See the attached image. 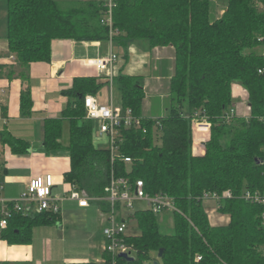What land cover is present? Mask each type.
<instances>
[{
	"label": "trees",
	"instance_id": "16d2710c",
	"mask_svg": "<svg viewBox=\"0 0 264 264\" xmlns=\"http://www.w3.org/2000/svg\"><path fill=\"white\" fill-rule=\"evenodd\" d=\"M6 1L8 50L16 55L24 80L31 64L51 62L55 39L90 42L110 38V28L101 24L103 1L70 10L61 9L54 0ZM116 3L112 28L117 33L112 37L116 44L127 47L143 41L150 50L174 48L169 86L173 105L166 117L142 116L146 95L139 76L120 74L114 79L121 107L142 118L140 129L123 130L120 151L132 163L126 166L117 161L118 175L129 168L127 174L142 180L148 193L169 195L183 213H173L172 234L161 232L157 215L149 210L130 214L140 231L128 236L135 260L118 259V264H264L263 207L241 198L247 190L264 192V0H226L218 19L211 13L213 0ZM0 69L9 77L15 73V67ZM234 83L248 93L249 118L234 115L227 119L233 110ZM103 87L98 77L75 78L63 91L68 103L62 118L47 119L43 128V148L50 153L64 148L63 123H69L71 170L64 181L88 197L106 194L111 171L108 150L94 143L95 123L86 119L84 104L88 95L98 94ZM32 104L31 89L26 86L20 97L22 116L31 114ZM201 118L211 123V136L206 154L195 156L192 126L194 119ZM157 132L160 145L155 144ZM0 138L15 154L30 149L10 133L2 132ZM227 190L234 196L221 201L218 211L230 221L212 226L198 197L204 191ZM51 219L45 213L15 214L0 239L28 244L33 227ZM161 249L163 255L158 258ZM104 264H110L108 259Z\"/></svg>",
	"mask_w": 264,
	"mask_h": 264
},
{
	"label": "crops",
	"instance_id": "0c3cea01",
	"mask_svg": "<svg viewBox=\"0 0 264 264\" xmlns=\"http://www.w3.org/2000/svg\"><path fill=\"white\" fill-rule=\"evenodd\" d=\"M63 10L86 8L89 3H100L103 0H54ZM88 9V8H87ZM226 9V0H213L212 16L220 18ZM110 35V34H109ZM2 49V48H1ZM8 52V45L6 49ZM50 63H33L25 71L27 79H22L23 71L18 65L15 73L9 77L6 72L0 73V136L2 132L10 133L17 139L24 140L30 146L28 152L15 154L9 144L0 138V154L4 168L0 171V184L3 190L0 196L5 199H16L27 189L29 181L38 176L52 174L54 177L53 195H69L72 186L64 181L65 173L71 170V159L67 148L70 143V126L63 123L66 137L62 138L63 149L46 153L43 145V128L47 119L62 118L68 98L63 91L70 88L75 78L98 77L104 87L94 95L101 104L113 103L121 107V95L116 86H110L104 75L95 66L88 63L99 57L114 52L118 60L114 66L115 77L120 74L139 76L145 92L142 116L153 120L166 117L173 105L170 96V79L174 70V48L158 47L150 50L148 44L141 41L131 42L122 47L109 38L107 41H76L73 39H55L51 45ZM264 53V47L261 48ZM148 69V70H147ZM167 71L168 101L164 104L148 103L151 76L161 78ZM166 80V79H165ZM29 86L32 95V110L29 116H22L20 109L21 91ZM148 95V98H147ZM234 99L233 110L236 116L249 118L248 93L239 84L232 85ZM201 134V131H197ZM99 136L95 130V136ZM160 135H157V138ZM199 137V135H198ZM105 139L104 136H99ZM103 139V140H104ZM99 148V147H98ZM193 155L206 154V144L193 142ZM212 226H225L229 223L228 215L218 211V204L203 202ZM107 209H106V207ZM109 206L106 202H91L88 208H80L75 201L62 203L61 214L49 223H39L32 229L31 242L28 244H9L0 239V264H74L101 263L104 259L103 229L108 226ZM145 211V210H143ZM130 220V219H129ZM132 235V234H130Z\"/></svg>",
	"mask_w": 264,
	"mask_h": 264
},
{
	"label": "built area",
	"instance_id": "2783aa9c",
	"mask_svg": "<svg viewBox=\"0 0 264 264\" xmlns=\"http://www.w3.org/2000/svg\"><path fill=\"white\" fill-rule=\"evenodd\" d=\"M103 2L105 10L101 24L110 28V36L112 38L117 34L112 29L113 13L117 3L116 0H103ZM117 60L118 56L114 52H110L108 55L90 60L88 63L95 66L112 86L115 79L114 66ZM16 64V55L9 51L4 52L0 47V67H10ZM84 104L86 119L93 121L96 133L99 136H104L107 140L106 149L110 155L111 171L108 185L105 188L106 194L103 197H88L71 185L72 191L70 194L59 198L53 195V175L38 176L29 181L26 191L18 198L5 199L0 196V235L8 228L9 219L15 214L33 216L45 213L49 217H55L61 214L62 203L65 201H75L80 208H88L91 202L103 201L109 206L108 212H106L108 226L103 229L105 239L104 255L107 256L110 264H118V259H121L120 254H128L135 257L134 246L128 242V236H130L128 233V220L129 215L135 212L133 211L135 204L144 203L147 207L145 210H149L156 215L162 212L183 213L169 195L148 193L142 180L132 179L127 174L130 171L129 168H127L126 174L118 175L117 161H121L126 166L132 163L131 158L123 156L120 151L124 140L123 130L140 129L142 127V118L135 116L130 108L124 109L115 106L112 102L101 104L92 95H88L85 98ZM234 115H236V112L232 110L227 119ZM157 124L159 125L158 122ZM211 128V123L207 119H194L192 126L193 142L195 144H206L211 136ZM197 131L202 133L198 134ZM157 133L160 135V132ZM262 164L264 165V159ZM3 168L4 160L0 154V171ZM1 190H3L2 184H0ZM233 196L230 190L222 193L204 191L198 199L202 202L213 201L219 205L221 201L231 199ZM241 198L263 207L261 220L264 227V192L247 190L241 195ZM126 211L129 212L127 215H125ZM119 217H122L121 221H117ZM262 253L264 254V244ZM107 259H103V264L106 263ZM199 259L200 257H197V260Z\"/></svg>",
	"mask_w": 264,
	"mask_h": 264
},
{
	"label": "rangeland",
	"instance_id": "374dc122",
	"mask_svg": "<svg viewBox=\"0 0 264 264\" xmlns=\"http://www.w3.org/2000/svg\"><path fill=\"white\" fill-rule=\"evenodd\" d=\"M143 42V41H141ZM8 45L7 42V1L6 0H0V47L2 49H6ZM262 52V50H261ZM148 70V69H147ZM156 76H159L158 74H153L150 78L149 83L151 84L149 87V97L151 99H147L148 103L151 104V102H156L160 106V104H164L166 101H168L169 91L167 89L168 85L167 82V71L161 75V78L164 77V80L160 82V80L154 79ZM166 79V80H165ZM148 98V95H147ZM67 135L66 129L64 128L63 131V138H65ZM104 139V138H103ZM100 139L99 136L94 137V143L99 148H106L107 146V140ZM155 144H161V138L156 137ZM147 207L144 203H137L135 204L133 211L138 210H145ZM129 212H125V215H127ZM122 217L117 218V221H121ZM157 222L160 226L161 232L165 234H172L174 232V222H173V214L170 212H162L160 214H157ZM139 228L137 225L136 220L130 219L128 220V233L132 235H138L139 234Z\"/></svg>",
	"mask_w": 264,
	"mask_h": 264
},
{
	"label": "water",
	"instance_id": "95a60500",
	"mask_svg": "<svg viewBox=\"0 0 264 264\" xmlns=\"http://www.w3.org/2000/svg\"><path fill=\"white\" fill-rule=\"evenodd\" d=\"M163 255V250L161 249L158 254V258H161ZM120 258L126 261H134L135 258L132 256H129L128 254H120ZM157 264V263H156Z\"/></svg>",
	"mask_w": 264,
	"mask_h": 264
}]
</instances>
